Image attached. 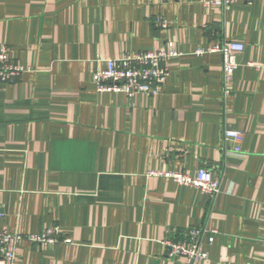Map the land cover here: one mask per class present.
<instances>
[{"label":"crops","instance_id":"1","mask_svg":"<svg viewBox=\"0 0 264 264\" xmlns=\"http://www.w3.org/2000/svg\"><path fill=\"white\" fill-rule=\"evenodd\" d=\"M206 1L0 0V43L28 68L0 84V229L59 227L14 264H186L166 240L193 227L205 264H264V71L247 65L264 63V0ZM167 41L182 54L159 96L96 92L99 59ZM226 41L245 44L228 86ZM201 167L214 197L163 175Z\"/></svg>","mask_w":264,"mask_h":264},{"label":"built area","instance_id":"2","mask_svg":"<svg viewBox=\"0 0 264 264\" xmlns=\"http://www.w3.org/2000/svg\"><path fill=\"white\" fill-rule=\"evenodd\" d=\"M236 1L207 0L205 3L208 6L229 8ZM158 22L161 26H168L166 20L159 19ZM244 50L245 44L238 41H226L212 49L222 56L225 85L228 86L233 81L234 74L240 66L239 57ZM198 52L201 53L203 50ZM181 54L173 41H167L162 46L151 50L127 52L121 57L99 59V65L93 71L96 92L124 93L130 99L137 95L157 97L163 92L170 74L171 61ZM247 65L264 71V63L248 62ZM27 70L28 68L12 58L11 47L0 43V84L14 82ZM225 136L234 139L237 143L235 151L240 152L243 132L225 130ZM163 175L178 183L196 187L211 197L216 196L221 190L219 178L215 177L212 170L207 167L199 168L195 175L173 171L164 172ZM203 233V230L193 227L185 230L180 238H168L166 245L169 254L183 258L186 264H205L209 259V253L202 245ZM215 233V230H211V242L214 240ZM25 239L42 246L53 245L59 241V227L53 225L41 234H23L18 231L10 232L4 228L0 229V264H14L18 247Z\"/></svg>","mask_w":264,"mask_h":264}]
</instances>
